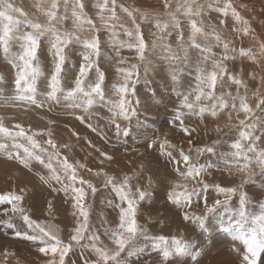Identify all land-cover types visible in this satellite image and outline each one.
I'll use <instances>...</instances> for the list:
<instances>
[{"label": "rangeland", "instance_id": "374dc122", "mask_svg": "<svg viewBox=\"0 0 264 264\" xmlns=\"http://www.w3.org/2000/svg\"><path fill=\"white\" fill-rule=\"evenodd\" d=\"M7 2L22 9L28 18L40 23L46 22V16L36 5L40 4L47 8L51 4V0H7ZM102 2L103 0H82L84 13L92 20L98 31L89 32L87 31L89 26H86V30L78 34L86 38L95 34L100 40L102 54L98 62L101 70L105 72L104 87L107 96H112L113 86L121 80L117 72L118 67L129 68L132 64L140 65V82L136 85L135 95L129 97L133 107L137 108V116L131 121L117 120L116 123L121 129L117 133L105 104H95L87 113L82 108H65L63 100L59 104L46 101L42 107H39L47 91L50 90V76L53 71L50 45L46 38H42L39 55L43 76L37 82L35 93L37 104L33 105L30 101H24L17 108L0 106V117H3L7 127L12 128L19 123L23 125L28 135L36 133L34 139L40 146L52 151L46 143L50 132L60 157H67L76 168L78 177L90 181L97 188L95 195L86 188L88 194L85 204L89 207L90 230L100 236L104 246L114 247L112 241L105 235V228H115L118 225L119 209L114 205L121 203L112 190V186H105L106 179L112 177L114 182L121 184L124 178L128 177V187L134 196L138 197L137 189L151 192L150 197L139 201L136 217L138 224L148 229V235H163L168 237L169 241L175 237L193 245L197 259L193 261L190 257H184V264H245L242 259L246 252L243 236L247 226L239 228L235 225L236 220L239 219L236 212L239 207V193L230 201L232 211L221 210V213L207 217L205 230L192 221L184 220V212L189 211L199 215L204 211L205 204L211 206L216 199L223 200L224 194L210 187L200 197H193L192 206L181 208L169 201L168 193L172 190L174 182H184L175 171L176 168L186 171L181 153L189 155L198 164L214 165L202 174L210 185L218 183L224 187H231L241 184V175L234 170L230 173L221 163L220 157L232 150L231 145L238 138L241 130L239 120L246 119L243 111L236 112L231 109V97L236 96L238 90L240 95L246 96V102L253 109L255 116L264 119V111L256 108L258 98L264 97V56H260L258 51L259 44L264 42V0H231L233 7L248 21L251 30L249 35L236 31L237 28H242V25L235 21L231 12L225 16L214 10L216 7H222L224 0H219L218 3L216 0H196V4L204 6L201 16L193 17L198 25L205 32L210 33L215 30L221 40L230 42V48H235L236 52H227L229 57L235 58L223 60L227 73L222 78H218L215 88L212 89L215 96L224 95L229 102V108L218 109L216 116L206 111L203 117L192 115L187 109H181L185 112L182 117L184 126L190 130L194 129L189 135L181 131L180 122L175 119L176 111L180 108V101L183 98L178 93L188 94L189 102H195L194 90L198 83L197 66L203 68L206 73L213 71L212 60L221 59L225 55L222 44H217L214 38L205 40L202 35H198L196 42L201 45V48L188 46V38L191 35L188 18L182 11H176L177 4L183 3V0H169V9H165L164 0H116L115 10L118 19L108 20V24H115L114 30L118 33L119 40L128 39L123 32V27H134L132 18L120 6L130 11L138 10L134 11V16L136 23L140 25L146 44L149 45L145 54L153 66L152 71L145 77L143 64L139 61L136 51L110 42L111 33L102 25L99 15L101 10L96 7L97 3ZM210 2L213 4L212 9L207 7ZM168 11L175 12L181 27L173 29L170 26L166 33H160L155 28L156 18L158 17L161 23L168 22L169 17L166 15ZM141 13H148V19H142ZM11 14L15 18L23 19L19 13ZM57 14L66 16L63 23L56 25L61 32L75 31L71 4H69L68 12L65 13L63 0H60ZM105 15L110 16V13ZM181 31L183 40L178 38V32ZM158 36H163L164 39L158 40L157 47L152 48V42ZM165 45L170 47L171 52L165 50ZM205 45L211 48L212 53L207 62L202 60V49ZM185 48H187L186 59ZM240 48H251L257 55V61L240 56ZM12 50L18 51V46L13 45ZM82 51V44H72L67 50L68 61L62 73V85L65 88L74 83L79 64L82 62ZM171 55L180 57V60L170 64L168 60L162 58ZM121 60L124 63H120ZM173 70L176 72V81L172 79ZM15 72L16 69L4 58L0 48V101H3L6 96L16 94ZM228 75L241 79L246 87L239 86L238 89V86L228 79ZM94 78L93 70L90 73L89 82ZM207 91L209 89L206 88L205 92ZM137 99L140 101L139 105L135 103ZM196 103L210 108L213 101L202 97ZM236 104L239 107L238 99ZM81 116L85 118L79 119ZM251 120L252 116H248L246 122ZM50 121L52 123H49ZM145 124L146 127L142 126ZM254 135L261 138L256 141L257 146L264 148V128L258 126ZM165 139L175 147L166 146L165 151L162 152L159 144ZM153 141L155 146L149 147ZM0 142L9 144V150L13 156L17 152L23 155V148H14L11 139L0 137ZM16 142L30 146L24 138H18ZM206 147H213L214 153L204 151L197 155V149ZM101 152L111 156L112 159L102 157ZM44 158L47 162L46 155ZM53 166L57 167V174L63 176L62 170L55 161ZM256 170L257 176L240 188V191L247 193L248 196L245 207L249 219L253 214H258L260 203H264V177L259 176L258 168ZM49 176V169L38 161L32 160L26 167L19 159L9 158L4 151H0V195L8 192L22 194L24 200L20 202V206L26 210L27 214L38 223L55 225L60 238L64 243H68L69 236L76 225L73 212L77 210L72 208L69 196H66L62 190H54L61 188L57 181L51 180L50 183H45L41 179V177ZM188 183L191 185L195 181L189 180ZM77 186L80 185L77 184ZM181 190L183 189L177 188V191ZM49 202L52 203L51 209L48 206ZM123 206L126 207V203ZM8 220L12 221L15 228L6 227L4 222ZM17 229H23L32 234L21 217L11 211L10 204H0V264H46L52 254L49 253L46 257L40 253L38 249L43 245L38 240L16 237L14 233ZM140 242L145 243L142 240ZM81 243H88V241ZM65 259L66 264H85V261L91 262L97 257L90 249L74 246ZM176 260V257H172L167 264H176ZM131 264H162V254L148 243L142 253L131 258ZM258 264H264V253H261Z\"/></svg>", "mask_w": 264, "mask_h": 264}, {"label": "snow or ice", "instance_id": "6c2138e0", "mask_svg": "<svg viewBox=\"0 0 264 264\" xmlns=\"http://www.w3.org/2000/svg\"><path fill=\"white\" fill-rule=\"evenodd\" d=\"M59 2L60 0H51L50 7L47 8L40 4L36 5L46 16V22L40 23L28 18L22 9L14 7L7 0H0V48H2L4 58L16 69L14 78L16 94L6 96L3 101H0V106L17 108L24 101H30L33 105L37 104L35 97L37 82L43 76V71L40 66L39 50L41 49L42 38H46L47 43L50 45L49 51L53 60V71L50 76V90L47 91L44 101H41L38 106L42 107L46 101L59 104L63 100L65 102V108H82L87 113L95 104H105L110 112V119L115 125L117 133H119L121 129L120 125L116 123L117 120L123 119L131 121L133 117L137 116V108L133 107V102L129 97L135 95L136 85L140 82V65L132 64L129 68L118 67L117 72L121 80L117 85L113 86L112 96H107L104 87L105 72L101 70L98 62L102 54L100 40L95 34L91 35L90 38L82 37L78 34V32H84L86 26H89L87 28L89 32L94 33L98 30L92 20L87 18L84 13L82 0H63L65 13L68 12L69 4H71V16L75 31L61 32L56 25L63 23L66 16H58L57 9ZM216 2L218 3L219 0H216ZM109 3H111V7H109ZM96 7L101 10L99 15L102 25L108 28L111 33L110 42L118 44L122 48L134 49L138 54L139 61L143 64L144 75L146 77L152 71L153 66L147 60L145 54L149 45L146 44L140 30V25L136 23V17L134 16V11L138 10L130 11L128 8H124L122 5L120 6L132 18L134 27H123V32L128 39L119 40L117 38L118 33L114 30L116 27L115 24H108V20L118 19L115 10L116 0H103L102 3H97ZM164 7L165 9L170 8L169 0H164ZM207 7L212 9L213 4L210 2L207 4ZM203 9L204 6L196 4V0H183V3L177 4L176 11H182L188 18L190 25L191 35L188 38V46L200 49L201 45L196 42V38L198 35H202L205 40L214 38L217 44H222L225 55L221 59L212 60L214 70L211 72L206 73L203 68L197 66L198 83L194 90L196 92L195 102H189L188 94L178 93L183 98L180 101V108L176 111L175 119L180 122L181 131L185 135H189L194 129L190 130L184 126L182 117L185 115V112L181 109H187L188 113L203 117L206 111L210 112L212 116H216L218 109L224 110L229 108V102L224 98V95L215 96L212 89L215 88L218 78H222L227 73V68L223 64V60L235 58L229 57L227 52H236V49L230 48V42L222 41L220 35L215 30L210 33L205 32L198 25L197 20L193 17L201 16ZM214 10L223 13L225 16L231 12L235 21L240 22L242 25V28H237L236 31L238 33L242 32L243 35L250 34L251 30L248 21L233 7L231 0H224L223 6L216 7ZM11 13H19L23 19L15 18ZM105 13H110V16H106ZM148 15V13H141V18L146 20L148 19ZM166 15L169 17L168 22L161 23L160 19L158 17L156 18L155 28L157 31L166 33L170 26L173 29H180V21L177 19L175 12L168 11ZM178 38L183 40L182 31L178 32ZM163 39V36H158L156 40H153L151 47H157V41ZM72 44L83 45V51L81 53L82 62L79 64L78 73L75 75L73 85L65 88L62 85V73L68 61L67 50ZM13 45H17L19 50L13 51ZM164 47L166 51L171 52L170 47L167 45ZM258 51L260 56H264V42L259 44ZM202 52V60L207 62L212 56L211 48L205 45ZM239 55L247 57L254 62L258 59L256 53L251 48H240ZM162 58L168 60L170 64L180 60V57L175 55L164 56ZM186 58L187 48H185ZM120 63H124V61L121 60ZM93 70L95 71V78L89 82L90 73ZM172 79L176 81L175 70H173ZM228 79L237 85L238 89L239 86L246 87V85H243L242 80L235 76L228 75ZM206 88L209 91L205 92ZM202 97L213 101L210 108L200 106L196 103ZM237 99L239 100V107L236 104ZM231 100V109L236 112L243 111L246 119L239 120L241 130L239 131L238 138L231 145L232 150L221 155L220 161L230 173L234 170L241 175V184L231 187H224L218 183L210 185L203 178L202 174L206 173L214 165L198 164L189 155L181 153L183 162L186 165V171H182L179 168H176L175 171L184 182H174L172 190L168 193V199L173 204L181 208H186L192 206L193 197H200L210 187L214 188L216 192L224 194L225 198L223 200L216 199L211 206L205 204L204 211L199 215L194 212H184V220L192 221L202 230H205L207 217L212 214H219L222 212L221 210L232 211L230 201H232L234 195L239 193V207L236 209L239 219L236 220L235 225L239 228H245L247 226V231L243 236L246 252L242 256V259L245 264H258L261 253H264V203H260L258 214H253L249 219V214L245 207L248 203V196L247 193L241 192L240 188L244 183L252 181L257 176V168L259 169V176L264 177V148L257 146L256 141H259L261 138L254 135L258 126L264 128V119L255 116L253 109L246 102V96L240 95L239 90L236 96L231 97ZM135 103L139 105V99ZM256 108L264 111V97L258 98ZM248 116H252L250 122H246ZM84 118L83 116L79 117L81 120ZM49 123H52V121ZM142 126L146 127V124ZM34 135L36 133L28 135L23 125L19 123L15 124L12 128L5 126L3 117H0V137L11 139L13 141L12 146L16 149L23 148V155L17 152L13 156L9 150V144L4 142H0V151H4L9 158L19 159L26 167L32 160L38 161L50 171L48 178L41 177V179L45 183H50L51 180L57 181L61 185V188L54 190H62L66 196L70 197L71 206L77 211L73 212V216L76 218V225L69 236V242L64 243L55 225L51 223H38L27 214L26 210L20 206V202L24 200L22 194L13 192L2 194L0 195V204H10L11 211L17 213L24 224L27 225V229L31 230L32 234H29L26 230L17 229L14 233L16 237H25L32 241L38 240L43 245L38 251L46 257L49 253L52 254L51 258L46 261V264H66L65 258L74 246L90 249L96 255V260L91 262L85 261V264H131V258L142 253L148 246V243H151L152 248L158 249L162 254V264H167L172 257L177 258L176 264H184V257H190L193 261L197 259L193 245L190 242H184L175 237L169 241V238L163 235L150 236L148 235V229L138 224L136 219L138 203L146 197H150L151 192L137 189L138 197L134 196L128 187V177H125L121 184L114 182L112 177H107L106 179L105 186H112V190L119 197L121 203L114 205L119 209L118 225L115 228H105V235L112 241L114 247L109 248L104 246L100 236L90 230L89 207L85 204V198L88 194L86 188L91 190L92 195L96 194L97 188L90 181L78 177L76 168L69 162L67 157H60V152L56 143L51 139L50 132L49 139L46 143L51 147L52 151H49L48 148L41 147L38 141L34 139ZM73 135L77 134L73 133ZM18 138H24L30 146L16 142ZM153 146H155V141L149 145V147ZM166 146L175 147L167 139L159 144L162 152L165 151ZM63 147L68 146L63 145ZM204 151L214 153L215 149L213 147L197 149V155ZM45 155L47 156V162L44 158ZM100 155L102 157L106 156L108 160L112 159L106 153L101 152ZM53 161L62 170L63 176L57 174V167L53 166ZM80 167H83V165H80ZM189 180L195 181V183L190 185L188 183ZM77 184L80 186H77ZM177 188H182L183 190L177 191ZM125 203L127 205L126 207L123 206ZM48 206L51 209L52 203L49 202ZM4 223L9 229L15 228L11 220L5 221ZM85 240L88 243L82 244L81 242ZM141 240L145 243H141ZM5 256H7V252H5Z\"/></svg>", "mask_w": 264, "mask_h": 264}, {"label": "bare ground", "instance_id": "6f19581e", "mask_svg": "<svg viewBox=\"0 0 264 264\" xmlns=\"http://www.w3.org/2000/svg\"><path fill=\"white\" fill-rule=\"evenodd\" d=\"M259 75H260V74H259ZM32 194H33V193H32ZM34 196H35V195H34ZM35 198H36V196H35ZM37 198H38V197H37ZM33 199H34V198H33ZM33 199H32V200H33ZM34 201H35V200H34ZM39 201H40V200H38V202H39ZM38 202H37V203H38ZM35 206H36V205H35ZM31 207H32V205H31ZM32 209H33V208H32ZM229 237H230V236H229ZM230 239H232V238H230Z\"/></svg>", "mask_w": 264, "mask_h": 264}]
</instances>
